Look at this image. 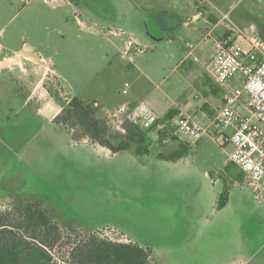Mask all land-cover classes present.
Instances as JSON below:
<instances>
[{
	"label": "rangeland",
	"instance_id": "obj_1",
	"mask_svg": "<svg viewBox=\"0 0 264 264\" xmlns=\"http://www.w3.org/2000/svg\"><path fill=\"white\" fill-rule=\"evenodd\" d=\"M243 8H231L234 34L258 35L264 21L254 30ZM146 13L150 36L182 40L173 18L158 28L157 13ZM198 27L206 35L202 22ZM127 37L106 38L82 29L72 6L0 0V62L20 58L0 71V210L32 204L45 211L61 230L53 252L59 264L76 239L91 233L151 250L154 264H264V204L229 161L233 147L223 139L185 141L190 154L169 162L158 155L177 149L172 140L176 123L167 128L164 141L151 132L152 155L139 157L134 151L114 155L83 137L74 119L56 120L77 97L96 103L111 135L124 134L132 110L125 103L151 107L153 94L167 92L177 76L156 91L145 74L167 77L185 53L176 43L155 44L146 37L145 52H133L128 60L119 52ZM213 39L212 33L206 36L205 46L213 48ZM26 45L41 60L16 53ZM49 103L60 107L51 119L41 115ZM226 189L229 202L219 210Z\"/></svg>",
	"mask_w": 264,
	"mask_h": 264
},
{
	"label": "crops",
	"instance_id": "obj_2",
	"mask_svg": "<svg viewBox=\"0 0 264 264\" xmlns=\"http://www.w3.org/2000/svg\"><path fill=\"white\" fill-rule=\"evenodd\" d=\"M164 4L170 5V8L164 9L162 7ZM64 5L72 6L75 9V17L76 13H79V19L76 17L77 23L84 30H92V33L102 34L106 38L128 36L123 42L124 50L119 51L122 55L129 39L134 38L143 48V41L146 37H148V41L155 44L165 41L176 43L178 49L185 53V56L171 67L167 77L156 79L150 74H145L146 80L151 86L156 87V91H161L171 77L177 76L171 84L169 83L168 87L166 86L169 94L167 92H162L163 96L153 94L152 98H155L151 107L162 118L168 113L174 112L176 116L173 123L183 116H191L203 126L212 129L216 111L223 106L225 98L232 95L241 96L237 109L241 114L249 115L248 96L244 91L240 77H235L225 86H221L210 76L208 65L217 53V43L223 41L224 38L231 40L232 43H236L243 49L249 48L248 41L245 40L248 37L243 36L242 33L240 37L234 34V26L230 25L232 22L230 20L231 8L245 5L243 17L246 23L258 31L256 24L264 21V0H213L206 10L197 7L195 0H68V3ZM147 10L157 13V17L155 19L153 17V19L158 28L164 26L165 19L167 21V19L173 18L178 26L180 25L182 40L177 42V39H156L150 36L146 20ZM208 14L212 15L209 16V19L207 18ZM201 22L207 27L206 35L198 27ZM210 33L214 35L213 48L205 46L206 36H210ZM256 36L264 41V29ZM143 49L145 52V48ZM2 50L3 46L1 45ZM122 58H125L124 55ZM138 72L142 73L141 69H138ZM126 86L129 87V83L126 82ZM167 98L168 101L165 100ZM139 104L137 101H129L124 106L128 105L133 110ZM228 133H232V130H229ZM240 172L242 174L241 170ZM245 184H247L246 180ZM262 204L264 203L262 202Z\"/></svg>",
	"mask_w": 264,
	"mask_h": 264
},
{
	"label": "trees",
	"instance_id": "obj_3",
	"mask_svg": "<svg viewBox=\"0 0 264 264\" xmlns=\"http://www.w3.org/2000/svg\"><path fill=\"white\" fill-rule=\"evenodd\" d=\"M98 110L96 103L75 97L56 120L64 116L74 119L83 131V137L90 138L114 155L134 151L139 157L152 155L151 132L157 131L160 141L167 139V128L176 116L174 112L168 113L160 120L164 128L158 129L156 125L145 132L127 121L124 134L111 135L98 117ZM172 140L177 142V149L165 157L159 154V160L178 162L190 154V145L176 136H172ZM243 177L242 173L241 179ZM228 202L229 191L226 189L218 199L217 208L224 209ZM61 239L60 227L45 211L32 204L18 207L15 211L0 210V264H59L53 252L59 247ZM69 248L68 257L62 258L64 264H154L151 250L133 242H112L92 233L76 239Z\"/></svg>",
	"mask_w": 264,
	"mask_h": 264
},
{
	"label": "built area",
	"instance_id": "obj_4",
	"mask_svg": "<svg viewBox=\"0 0 264 264\" xmlns=\"http://www.w3.org/2000/svg\"><path fill=\"white\" fill-rule=\"evenodd\" d=\"M53 7L68 3V0H44ZM197 7L204 10L213 0H195ZM205 13V12H202ZM79 19V13H76ZM249 48L243 49L231 40L217 43V53L208 65L212 79L225 86L235 77H240L248 96L249 115L241 114L237 105L240 95L227 96L223 106L216 111L212 129L203 126L191 116H183L175 125V135L181 141L197 143L204 137L223 139L224 145L233 147L230 161L244 174L249 187L264 203V41L256 36L245 38ZM143 53L140 44L131 38L126 42L124 57L131 59L132 53ZM128 86H126L127 88ZM124 94H128L124 90ZM130 121L143 131L158 125L162 119L151 107L142 102L129 114ZM232 130V133H228Z\"/></svg>",
	"mask_w": 264,
	"mask_h": 264
},
{
	"label": "water",
	"instance_id": "obj_5",
	"mask_svg": "<svg viewBox=\"0 0 264 264\" xmlns=\"http://www.w3.org/2000/svg\"><path fill=\"white\" fill-rule=\"evenodd\" d=\"M1 52V47H0ZM22 54L25 56L32 57L37 60H41L39 56L34 51V48L32 46L26 45L25 49L22 51ZM20 61V58L17 56H14L12 58L5 59L4 61L0 62V71L5 69L6 67L18 63ZM60 111V107L57 106L54 103H49L41 112V115L44 118L51 119L53 118L58 112Z\"/></svg>",
	"mask_w": 264,
	"mask_h": 264
},
{
	"label": "flooded vegetation",
	"instance_id": "obj_6",
	"mask_svg": "<svg viewBox=\"0 0 264 264\" xmlns=\"http://www.w3.org/2000/svg\"><path fill=\"white\" fill-rule=\"evenodd\" d=\"M19 53H21L22 54V52L20 51ZM36 53V52H35Z\"/></svg>",
	"mask_w": 264,
	"mask_h": 264
}]
</instances>
